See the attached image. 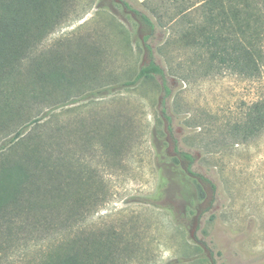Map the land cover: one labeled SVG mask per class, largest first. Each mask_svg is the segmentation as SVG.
<instances>
[{
	"label": "rangeland",
	"instance_id": "1",
	"mask_svg": "<svg viewBox=\"0 0 264 264\" xmlns=\"http://www.w3.org/2000/svg\"><path fill=\"white\" fill-rule=\"evenodd\" d=\"M118 1L56 0L46 25L30 33L26 53L0 67V169L31 155L40 142L35 135L42 137L43 159H61L68 205L78 193L82 233L118 235L110 264H208L194 257V247L203 245L202 255L211 253L216 264H264V130L245 142L233 130L253 102L264 100V65L260 76L245 77L210 62L203 39L183 38L205 24L203 14L169 19L187 0H124L162 21L148 44L171 91L165 100L171 135L195 157L192 170L215 186L198 200L163 133L161 80L120 86L147 58L143 29ZM257 12L264 15V6ZM35 18L26 21L33 26ZM35 118L43 120L26 130L28 150L5 148ZM162 171L169 181L159 198ZM27 197L23 203L33 205L34 194ZM2 214L0 264H35L49 234H37L29 222L12 237L4 225L16 214Z\"/></svg>",
	"mask_w": 264,
	"mask_h": 264
},
{
	"label": "trees",
	"instance_id": "2",
	"mask_svg": "<svg viewBox=\"0 0 264 264\" xmlns=\"http://www.w3.org/2000/svg\"><path fill=\"white\" fill-rule=\"evenodd\" d=\"M56 0H0L2 13L0 15V67L7 64L10 59H19L30 47V33L34 34L46 25L49 10L53 9ZM119 4L129 13L133 14L143 29V49L147 62L141 65L135 76L123 82L121 87H135L141 83L159 78L161 80L162 97L161 117L164 125V135L172 139L173 159L182 164V172L189 177L195 186L198 200L206 197L205 188L215 190V186L203 175L192 170L195 157L190 153L180 150L177 141L172 138V118L167 113L165 100L170 96V88L166 82L165 69L155 60L154 48L148 44L157 30L162 26V21L154 22L147 14L133 8L124 0ZM173 2H175L173 0ZM176 5L175 12L169 19L184 18L188 13L203 14L204 25L198 27L195 33L184 35L194 44L203 39L210 62L216 61L219 65L237 72L241 76H260L264 65L262 43L264 41V15L258 13L259 7L264 6V0H187V4ZM156 8L150 13L158 15ZM48 12V13H47ZM36 16L33 26L26 21L27 16ZM47 16V17H46ZM38 17V18H37ZM188 40V39H187ZM38 76V83L42 86L49 77L47 72ZM53 74V73H51ZM58 75H60L58 73ZM58 80L56 74L51 75ZM50 76L49 79L52 77ZM58 83V82H57ZM43 118L32 119L24 124L11 137L8 148L12 144H27L30 139H24L26 130L37 126ZM33 126V127H32ZM241 140L247 141L264 130V100L253 102L242 121L235 128ZM36 140L43 138L35 135ZM27 141V142H26ZM39 141L31 145L32 154L15 160L12 164L0 169V212L14 210L15 221L5 224V231L17 237L19 232H24L29 227L39 234L47 232V249L38 257L35 264H110L114 257L112 251L118 235L113 231L97 235L93 231L83 234L75 221L78 216L79 197L74 191L72 201L68 205V196L64 191V183L58 177L61 168V159L52 162L43 159ZM28 150L29 145H25ZM4 147L0 148V151ZM166 170V169H165ZM161 171V169H160ZM166 172V171H165ZM160 175L158 197L164 195V188L169 179ZM166 175V174H165ZM34 194L33 205L29 203V194ZM52 195V198L49 196ZM68 200V201H67ZM6 214V213H5ZM121 235V234H120ZM119 235V236H120ZM10 235L8 236V240ZM196 261L216 264L212 254L202 255L206 245L194 247ZM30 264V263H29Z\"/></svg>",
	"mask_w": 264,
	"mask_h": 264
}]
</instances>
